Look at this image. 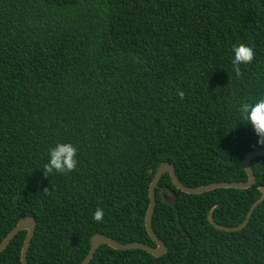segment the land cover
<instances>
[{"label":"trees","instance_id":"16d2710c","mask_svg":"<svg viewBox=\"0 0 264 264\" xmlns=\"http://www.w3.org/2000/svg\"><path fill=\"white\" fill-rule=\"evenodd\" d=\"M234 45L255 53L239 75ZM260 97L264 0H0V244L31 216L29 264H82L98 233L156 246L146 215L158 167L173 164L188 187L247 181L244 159L264 144L238 108ZM57 142L77 147L78 166L45 176ZM252 168V187L200 195L165 174L153 229L168 252L103 245L90 264H264V201L239 231L209 220L246 221L262 196L264 156ZM26 236L0 264H22Z\"/></svg>","mask_w":264,"mask_h":264},{"label":"water","instance_id":"95a60500","mask_svg":"<svg viewBox=\"0 0 264 264\" xmlns=\"http://www.w3.org/2000/svg\"><path fill=\"white\" fill-rule=\"evenodd\" d=\"M264 156V148L255 150L251 153H249L245 159H244V165L246 172L248 173V180L245 182H217V183H211L205 186L201 187H188L180 182L176 169L173 164L169 162L162 163L156 173L155 177L151 183L150 186V205L147 211L146 215V228L147 231L156 244V246H151L146 243L142 242H134V243H127L122 244L108 235L104 233H98L94 235L91 239V249L82 262V264H90L93 258L95 257L96 252L98 249L103 245H108L109 247L120 250V251H127V250H133V249H140L144 250L153 256L156 257H162L168 252V246L167 244L156 234V232L153 229V216L155 213L156 205H157V189L159 187V183L162 179V177L165 174H170L173 183L176 185V187L183 191L184 193L191 194V195H200L204 194L216 189L226 188V189H248L255 185L256 183V175L252 168V161L255 158L263 157ZM260 190L262 192L261 198L252 206L249 215L246 219V221L237 227H224L221 225H218L213 217V212L209 215L210 222L215 225L217 228L221 230L226 231H239L243 229L245 226L248 225L249 221L251 220L252 214L256 207L261 204L264 201V186L260 187ZM162 197L164 201L175 207L178 203V195L175 191H173L169 187L162 188L161 190ZM169 194V195H168ZM37 228V222L36 220L31 216L23 217L17 224V226L9 233V235L3 240V242L0 244V252L5 250L8 245L11 243V241L18 235L21 231H27V236L24 241L23 249H22V264H29L28 262V251L31 246V242L34 238L35 232Z\"/></svg>","mask_w":264,"mask_h":264},{"label":"clouds","instance_id":"9594fccd","mask_svg":"<svg viewBox=\"0 0 264 264\" xmlns=\"http://www.w3.org/2000/svg\"><path fill=\"white\" fill-rule=\"evenodd\" d=\"M254 49L246 45H234L231 49V67L239 75L240 66L252 63ZM178 95L183 98V92ZM238 111L242 122L250 124L253 132L258 137V144H264V97L257 98L252 103H241ZM78 166L77 147L71 142H57L47 150V161L43 166L45 176L57 173H68ZM103 210L96 209L93 219L100 221Z\"/></svg>","mask_w":264,"mask_h":264},{"label":"bare ground","instance_id":"6f19581e","mask_svg":"<svg viewBox=\"0 0 264 264\" xmlns=\"http://www.w3.org/2000/svg\"><path fill=\"white\" fill-rule=\"evenodd\" d=\"M177 172V171H176ZM257 178V177H256Z\"/></svg>","mask_w":264,"mask_h":264}]
</instances>
